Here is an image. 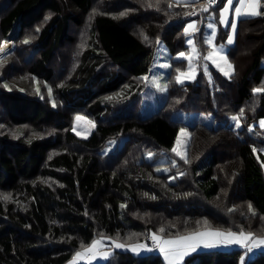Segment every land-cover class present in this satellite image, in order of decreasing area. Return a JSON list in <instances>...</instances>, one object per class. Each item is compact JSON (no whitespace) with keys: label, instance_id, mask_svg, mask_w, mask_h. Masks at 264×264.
Masks as SVG:
<instances>
[{"label":"trees","instance_id":"trees-1","mask_svg":"<svg viewBox=\"0 0 264 264\" xmlns=\"http://www.w3.org/2000/svg\"><path fill=\"white\" fill-rule=\"evenodd\" d=\"M223 2L205 12V0H0V43L13 42L0 60V264H65L103 236L139 243L206 228L264 236V91H253L264 89V15L239 21L227 50L232 74L210 67L207 78L199 68L194 81L176 80L189 20L211 18L225 41ZM205 32L201 20L192 37L202 53ZM159 40L171 52L167 92L143 114L142 76ZM78 114L95 123L86 138L72 130ZM183 127L184 158L172 151ZM163 154L170 160L155 162ZM244 252L199 250L182 264H264V249ZM100 264L165 263L117 250Z\"/></svg>","mask_w":264,"mask_h":264},{"label":"rangeland","instance_id":"rangeland-1","mask_svg":"<svg viewBox=\"0 0 264 264\" xmlns=\"http://www.w3.org/2000/svg\"><path fill=\"white\" fill-rule=\"evenodd\" d=\"M199 19H200V22L201 20H204V25L206 29V32L204 35V42L208 46V49H206L204 53L200 52L194 38L191 35H187L186 43L189 46L188 53H185L184 57H181L179 55L180 53L176 55L177 59H186L185 71L179 72L178 74H176V78H177L178 75L183 73L184 76L182 77V79L184 80V82L194 81L195 78L197 77L199 68L204 69V71L206 72L205 74L207 78L211 76L210 67L216 68L224 75H226L225 73H227L226 76H229L235 71V66L230 61L227 55L228 46H225L226 44L224 42L217 41V36L215 34L216 26L213 23L212 19L211 18L203 19L202 17H199ZM210 23L214 25V28L210 29L207 27V25ZM190 39L191 41L193 40L192 43L194 42V44L188 43ZM207 41H211V43H208ZM4 42H8V41H4ZM247 42H248L247 46L249 48L252 42L251 40H247ZM12 47H13V42H12ZM12 47L8 51H6L4 54L3 53L0 54V60L12 49ZM243 48H241V50H245ZM209 53H214L211 60L205 59V57ZM221 57H224L225 59H222ZM229 64L232 66L231 68H229L228 66ZM171 68H172L171 52L169 48L167 47V45L163 41L159 40L157 43L155 56L151 64L150 70L148 73L142 76L144 80V85H145L144 89L142 90V109L141 110L143 114L152 113L155 110H157V108L159 107L162 97L167 92V77L171 71ZM186 77H192V78L188 79ZM77 117H79L80 119H77ZM198 118L199 120L204 121L207 124L211 123L210 115H207L205 113H201V112L198 113ZM231 118L229 120V124L236 127V121L232 120ZM262 120H264V118L259 121L260 126H261L260 122ZM239 124H240V121H239ZM94 127H95L94 121H92L90 118L82 114L76 115L73 119L72 130L74 133H76L78 136L82 138L88 137L92 133ZM181 129H184V133H181ZM181 129L179 130V133H178V136L175 142V146H174L177 151L174 153L177 155V152H179L180 155H177V156L184 158L186 156V147L189 142L190 133H189L188 128L183 127ZM124 140H125V137L110 140L109 143L102 149V152L107 153L108 151L114 149L115 147L121 146ZM143 156L146 160H151L154 157L153 153H150V152L144 153ZM169 160L170 158L166 154L160 155L155 158V162L157 163H164ZM173 163H174V160H173ZM263 168H264V162H263ZM157 170L161 172H167L169 170V166L166 164H158ZM179 175L180 174H177V176ZM175 179H176V175H171L169 177L170 181H174ZM206 229H213V228H206ZM152 235L153 233L149 234L146 238L150 236L152 237ZM155 235L158 237H169V236H160L157 234ZM261 237H264V236H261ZM144 240L142 241L143 244H144ZM115 241H118L122 244H133V243H128V242H122L119 240H115ZM88 245H86L85 247H87ZM158 249H159V245H158Z\"/></svg>","mask_w":264,"mask_h":264},{"label":"snow or ice","instance_id":"snow-or-ice-1","mask_svg":"<svg viewBox=\"0 0 264 264\" xmlns=\"http://www.w3.org/2000/svg\"><path fill=\"white\" fill-rule=\"evenodd\" d=\"M175 2L179 5L180 3H190L194 2V0H175ZM262 0H227L226 4L220 11V23L224 24L226 26H230L232 29V33L234 34L237 28V19H233L231 22L228 21L227 14L229 13L230 9L234 11V15L236 18H248V17H255L259 15H264L259 9L261 6ZM218 3V0H206V3L202 5V10L207 12L209 10L210 5H215ZM172 5L169 4V7ZM195 13H187V15H194ZM208 28L212 29L214 28L213 24H208ZM192 29L195 31V22L190 23L185 28V33H188V30ZM214 34V33H213ZM147 39V37H145ZM208 43H211V41H207ZM233 42V35H229L228 37V43ZM6 43L3 42L0 43V53H5L8 51L6 48ZM27 43V41H25ZM189 44L192 43L191 40L188 41ZM214 53H209L205 59L211 60ZM181 57L185 56V53L179 54ZM222 59H225L224 57H221ZM229 68L232 66L229 64ZM179 71V70H177ZM227 75V73H225ZM184 76L183 73L177 76L176 80L177 83L183 84L184 80L182 77ZM188 79H191L192 77H186ZM49 91H51L49 89ZM255 92H261L264 91V89H254ZM244 110H240V114L243 115ZM77 119H80L77 117ZM232 120L236 121V127H239V120L238 117L233 116L231 118ZM261 126L264 127V120L261 122ZM181 133H184V129H181ZM186 134V133H185ZM173 152H176V148L174 147L172 149ZM177 155H180L179 152H177ZM183 158V157H182ZM187 162V161H185ZM3 199H8L7 196H2ZM249 210L252 211V206L249 204ZM255 215V213H253ZM160 231H164L161 229ZM152 240L157 242L160 246V251L165 253L166 259H168V264H178L180 260L183 259L185 255L188 254L189 250L195 251L201 244L205 248H212L215 247L217 244H235L240 245L242 247L247 248V250L250 252L252 251V245L259 247L260 245H264V238H254L253 234L251 232L245 233L243 231L237 233L233 231L228 232H220V231H214V232H197L192 235L179 237L175 240H162L160 237L156 236L155 234L152 235ZM206 238H212L206 239ZM249 241H251V245L249 244ZM115 243V242H113ZM103 245V240H93L91 244L85 249L84 252H77L74 261L77 259H85L86 257H89L91 255L92 258H95L97 254V249ZM116 247H124V245L116 244ZM145 245L138 244L133 246L132 250L136 251L138 248H143ZM107 255V254H105ZM241 264H243V257H241Z\"/></svg>","mask_w":264,"mask_h":264},{"label":"crops","instance_id":"crops-1","mask_svg":"<svg viewBox=\"0 0 264 264\" xmlns=\"http://www.w3.org/2000/svg\"><path fill=\"white\" fill-rule=\"evenodd\" d=\"M227 0H224L222 6L220 7L219 9V23H220V11L221 9L224 7V5L226 4ZM229 22H231L233 19H237V28H238V24H239V21L242 19V18H236L235 15H234V11L232 9H230L229 13L227 14V17ZM250 18V17H248ZM195 22V31H193L192 29H189L188 30V33L187 35H191L196 32L199 28V23H200V19L199 18H195L193 17L191 20H189L186 25H185V28L190 24V23H193ZM214 23V22H213ZM215 24V23H214ZM221 27L224 28V29H228V32H227V36H226V39H225V46H228L231 47L235 44V41H236V33H237V28H236V31L235 33L233 34L232 33V29L230 26H226L224 24H221ZM215 34L216 36L218 35V26L215 24ZM185 28H184V31H185ZM229 35H233V42L232 43H228V37ZM214 231H220V232H228V231H224V230H220V229H201V230H197V231H194V232H191V233H188V234H183V235H177V236H171V237H160L162 240H175V239H178L179 237H183V236H188V235H192L194 233H197V232H214ZM239 233V232H237ZM245 233H248V232H245ZM254 238H264V237H261V236H254ZM206 239H212V238H206ZM95 240H103V245L100 246L98 249H97V254L95 256V258H92L91 255H89V257H86L85 259H77L74 261V257L75 255L73 256V258H71L69 261H67L65 264H100V263H103L105 262L112 254L114 251H126V252H130L131 254L133 255H145V254H148L149 253V250L147 249V247H143V248H138L136 251H133L132 248L133 246L135 245H138V244H142L144 245L142 242H139V243H133V244H122L118 241H115L109 237H99L98 239H95ZM115 242V243H113ZM251 241H249V244L251 245ZM91 244V243H90ZM89 244V245H90ZM116 244H121V245H124V247H116L115 245ZM88 245V246H89ZM87 246V247H88ZM83 248L81 249L80 251L78 252H84L85 249L87 248ZM232 248H243L245 250L244 252V256H250L253 252L258 251V250H263L264 249V245H260L259 247H256L254 245H252V252H249L247 251V248L245 247H242L240 245H235V244H217L215 247H212V248H205L202 244L195 250V251H191L189 250L188 254L185 255L183 257L182 260H180L178 262V264H182L184 259L190 255L191 253L193 252H196V251H199V250H209V249H221V250H228V249H232ZM158 253L162 256L163 260H164V263L165 264H168V259H166V256H165V253L164 252H161L160 251V246H159V249H158ZM107 254V255H105Z\"/></svg>","mask_w":264,"mask_h":264},{"label":"built area","instance_id":"built-area-1","mask_svg":"<svg viewBox=\"0 0 264 264\" xmlns=\"http://www.w3.org/2000/svg\"><path fill=\"white\" fill-rule=\"evenodd\" d=\"M218 3H219V0H218ZM217 4H215V5H217ZM215 5H210V6H215ZM192 13H194V12H192ZM144 245L147 247L149 252H151V253H157L158 252V243L153 241L151 236L144 240Z\"/></svg>","mask_w":264,"mask_h":264},{"label":"bare ground","instance_id":"bare-ground-1","mask_svg":"<svg viewBox=\"0 0 264 264\" xmlns=\"http://www.w3.org/2000/svg\"><path fill=\"white\" fill-rule=\"evenodd\" d=\"M191 40V39H190ZM193 41V40H192ZM225 42V41H224ZM192 44H194V42L192 43ZM12 47V41H8L7 43H6V48L9 50L10 48ZM1 54V53H0ZM4 54V53H3Z\"/></svg>","mask_w":264,"mask_h":264}]
</instances>
